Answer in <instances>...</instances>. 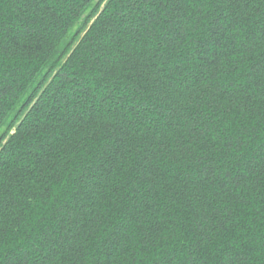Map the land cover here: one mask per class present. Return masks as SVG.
Wrapping results in <instances>:
<instances>
[{
    "label": "trees",
    "instance_id": "1",
    "mask_svg": "<svg viewBox=\"0 0 264 264\" xmlns=\"http://www.w3.org/2000/svg\"><path fill=\"white\" fill-rule=\"evenodd\" d=\"M248 5L0 0V264H264Z\"/></svg>",
    "mask_w": 264,
    "mask_h": 264
},
{
    "label": "snow or ice",
    "instance_id": "2",
    "mask_svg": "<svg viewBox=\"0 0 264 264\" xmlns=\"http://www.w3.org/2000/svg\"><path fill=\"white\" fill-rule=\"evenodd\" d=\"M133 2L139 3L141 6H143L145 4L154 5L156 3V0H133ZM162 2H167V0H162ZM223 2L226 4L233 5L235 7H239L242 4L245 9H247L249 6L248 0H223ZM260 3L264 4V0H260ZM255 11L260 12L259 5L256 6ZM150 15L151 14L149 13V16ZM148 22L151 23L152 22L151 19H149ZM256 22L261 23V18L257 17ZM260 36H261V40L264 41V23L261 24ZM249 51H251V48H249ZM261 56L264 57V51L261 52ZM246 58H247L246 56L243 57V59H246ZM258 67L264 68V59H262L261 64ZM249 80L251 82V76L249 77ZM256 84L258 86L264 85V80H257ZM136 91H141V89L137 88ZM261 95L264 96V88H262ZM105 103H107V100L105 101ZM144 110L146 111L147 109L145 108ZM139 114H140L139 111H137V115ZM121 122L127 123L126 114L121 115L118 118L114 116L113 123H117L119 125ZM260 149H261L260 153L258 154L260 157L259 160H257L255 157H250L247 160H245L244 154H237L236 162L233 163V167L240 168L242 171L244 170L246 171L243 175H237L231 180V183L233 185L241 184L242 181L249 178L248 176L249 173H256L257 169H259V173H258L259 175H264V142L261 143ZM206 171L211 173V168L206 169ZM229 175L231 176V173H229ZM9 264H11V262H9ZM17 264H27V260L24 259V260L18 261Z\"/></svg>",
    "mask_w": 264,
    "mask_h": 264
}]
</instances>
